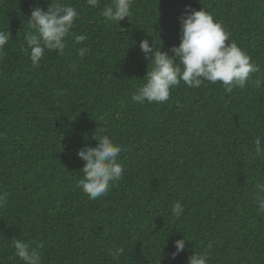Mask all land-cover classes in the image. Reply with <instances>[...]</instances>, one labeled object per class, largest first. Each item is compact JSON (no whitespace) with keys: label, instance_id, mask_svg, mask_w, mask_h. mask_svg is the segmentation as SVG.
Instances as JSON below:
<instances>
[{"label":"trees","instance_id":"trees-1","mask_svg":"<svg viewBox=\"0 0 264 264\" xmlns=\"http://www.w3.org/2000/svg\"><path fill=\"white\" fill-rule=\"evenodd\" d=\"M60 2L79 13L66 47L46 49L33 66L27 20L51 0H0V30L10 33L0 57V193L9 194L0 207V264H23L16 239L42 246V264H188L194 252L208 264H264V214L254 202L264 182L254 144L264 136V0H133L119 22L102 15L113 0L97 8ZM201 8L259 70L230 93L220 82L181 81L165 102H135L151 70L140 41L172 55L179 17ZM103 135L125 149V171L92 200L78 187L77 152ZM182 238L185 249L173 258ZM117 248L124 251L114 259Z\"/></svg>","mask_w":264,"mask_h":264},{"label":"clouds","instance_id":"clouds-1","mask_svg":"<svg viewBox=\"0 0 264 264\" xmlns=\"http://www.w3.org/2000/svg\"><path fill=\"white\" fill-rule=\"evenodd\" d=\"M92 7L99 6V0H86ZM133 0H113L105 5L102 15L105 19L114 22L129 17ZM79 13L74 6L51 0L47 9L36 6L32 9L27 20L31 29L25 34L27 48L30 49V60L33 66H39L45 50H54L63 53L66 47V38ZM180 43L170 49L172 55L160 50L148 41L141 40L139 48L146 60H149L151 70L146 73V82L137 88L132 99L137 103L165 102L170 92L181 81L190 88H199L205 81L215 84L220 82L227 92L233 87L243 89L251 75L257 72L258 66L251 61V57L242 50L235 41H230V33L222 22L215 20L213 15L204 8L187 10L179 17ZM84 41L83 35L76 38ZM10 40L9 31L0 30V57L4 56V48ZM87 47L80 48L78 55L87 54ZM177 60L179 63H177ZM260 85V81H255ZM96 146H86L77 152V156L84 161L83 178L78 181V187L95 200L110 191L115 182L123 178L125 171L120 161V154L125 150L122 145L115 143L108 135L98 139ZM255 153L264 158V136H257L254 140ZM254 202L257 204L258 214H264V182L256 184ZM8 193H0V207L8 200ZM184 209L180 202L172 207L175 217H180ZM185 239L175 240L173 258L185 249ZM15 255L23 264H42L40 247H33L22 239L13 241ZM123 248L112 252L113 258L118 259L123 254ZM209 257L204 253L194 252L188 258V264H208Z\"/></svg>","mask_w":264,"mask_h":264}]
</instances>
